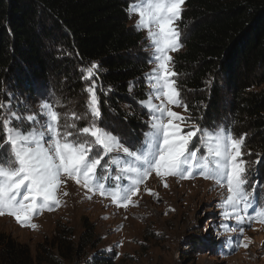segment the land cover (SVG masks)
Returning a JSON list of instances; mask_svg holds the SVG:
<instances>
[{"label": "trees", "instance_id": "obj_1", "mask_svg": "<svg viewBox=\"0 0 264 264\" xmlns=\"http://www.w3.org/2000/svg\"><path fill=\"white\" fill-rule=\"evenodd\" d=\"M127 9V0H0V102L62 82L79 101L81 70L95 63L100 113L138 142L147 128L140 102L149 57L141 31L127 25ZM179 24L183 50L173 67L193 118L248 126L264 151V0H185ZM82 228L75 239L57 223L34 259L0 234V264H115L86 217Z\"/></svg>", "mask_w": 264, "mask_h": 264}, {"label": "snow or ice", "instance_id": "obj_2", "mask_svg": "<svg viewBox=\"0 0 264 264\" xmlns=\"http://www.w3.org/2000/svg\"><path fill=\"white\" fill-rule=\"evenodd\" d=\"M184 2L134 0L128 9L130 16L138 17L136 29L146 32L151 48L149 63L154 65L145 75L147 98L140 102L148 110L149 131L139 145L126 146L99 126L95 83L85 89L92 119L84 127L78 123L84 116L76 112L62 115L48 101L41 103L38 113L21 110L18 105L14 110L10 101L0 102V217L11 216L20 226L35 229L37 225L31 221L36 215L62 206L60 197L68 195L62 188L69 180L86 193L109 198L118 207H135L138 201L133 197L155 173L161 181L196 176L211 181L219 189V227L224 232H239L242 236L244 224H264V208L256 206L258 184L248 190L251 165L243 159L245 137L237 138L225 127H204L193 118L181 94L170 53L182 47L177 22ZM96 68L93 63L83 79H90ZM176 108L183 111L177 112ZM6 145L10 146L7 156ZM164 186L168 187L166 182ZM145 191L157 195L151 189ZM232 220L235 227L228 223ZM232 243L248 247L244 240Z\"/></svg>", "mask_w": 264, "mask_h": 264}, {"label": "rangeland", "instance_id": "obj_3", "mask_svg": "<svg viewBox=\"0 0 264 264\" xmlns=\"http://www.w3.org/2000/svg\"><path fill=\"white\" fill-rule=\"evenodd\" d=\"M133 2L134 0H127L128 9ZM128 9L127 25L136 29L138 17L135 14L130 16ZM177 27L181 32L179 21ZM140 31L142 47L150 59L151 48L146 32ZM180 43L182 44V35ZM182 50L183 46L170 55L174 58ZM153 67L154 65L148 61L146 73ZM87 69L81 70L83 77ZM93 83V77L88 80L82 78V96L79 101H77L79 98L65 93L67 84L62 82V86L56 84L55 87H47L43 94L40 93L33 98L10 96L5 104L10 101L14 110L18 105L21 110L27 109L29 112L38 113L41 103L48 101L56 106V110L62 115L76 112L84 116L85 119L78 122L80 127H84L92 119L88 111L89 93L85 89ZM144 84L147 98L149 87L145 77ZM57 101L60 102L59 105ZM174 110L183 111L181 108ZM148 120L149 114L146 120L147 128L136 143L129 141L120 128L106 120L104 115H100L97 123L119 137L126 146H136L144 139V133L149 131ZM202 125L211 129L225 127L235 137H245L243 159L251 165L248 190L251 191L252 185L258 184L255 192L256 206L264 208V151L253 144L255 133L248 126L240 128L236 125L230 128L229 119L225 123L215 120ZM0 129V143H3L2 126ZM9 153L10 146L6 145L4 155L7 156ZM257 160L260 163H256ZM165 182L168 187L164 186ZM146 188L153 190L157 195L148 194ZM62 190L68 193L60 197L63 201L62 206L52 211L44 210L36 215L31 221L37 225L35 229L22 227L13 217L5 215L0 217V234L26 245L34 259L38 245L45 240H52L57 223L70 226L77 239L83 230L82 218L86 217L93 223L94 231L100 239L98 249L116 253L115 264H264V224L257 221L250 225L244 224L245 231L242 236L239 232H224L219 227L221 223L219 215L221 210L217 207L220 200L219 189L215 188L211 181L199 176L187 180L167 177L165 181H161L153 173L140 186V194L133 197L134 201H138V206L128 208L118 207L112 204L109 198H103L98 194L86 193L83 187L71 180L67 181ZM88 196H91V199L87 198ZM249 213L255 215L252 209H249ZM228 223L236 226L234 220ZM236 240H244L248 247H236L232 243Z\"/></svg>", "mask_w": 264, "mask_h": 264}]
</instances>
